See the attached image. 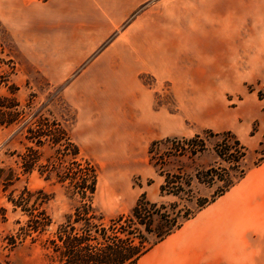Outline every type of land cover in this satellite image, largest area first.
Masks as SVG:
<instances>
[{"label":"rangeland","instance_id":"rangeland-1","mask_svg":"<svg viewBox=\"0 0 264 264\" xmlns=\"http://www.w3.org/2000/svg\"><path fill=\"white\" fill-rule=\"evenodd\" d=\"M47 1L0 0V94L13 92L31 113L63 116L79 158L97 170L91 203L103 222L129 214L143 193L151 202L192 208L160 196L163 179L149 147L200 135L204 154L165 167L190 174L215 162L208 132H230L246 148L244 177L140 264H264V0H148L117 27L95 31L69 18L58 28L39 20ZM17 131L0 128V168H16L24 150ZM23 187L44 196L51 224L10 247L5 238L28 216L13 212L7 198ZM192 189L196 198L214 191L195 182ZM69 192L36 171L5 192L0 185L2 264H48L44 240L79 201Z\"/></svg>","mask_w":264,"mask_h":264},{"label":"trees","instance_id":"trees-1","mask_svg":"<svg viewBox=\"0 0 264 264\" xmlns=\"http://www.w3.org/2000/svg\"><path fill=\"white\" fill-rule=\"evenodd\" d=\"M5 80L0 76V84ZM30 103V102H29ZM61 121L51 113H31L10 92L0 94V128L17 127L23 152L16 155V168H0V185L5 192L21 177L36 171L45 178L54 177L58 183L67 184L70 198H78L72 212L64 216L52 236L45 239L43 249L48 264H138L154 246L179 230L184 222L234 187L245 175L242 162L246 148L230 132L213 134L215 162L205 168H195L186 173L182 167L166 170L170 159L180 162L195 158L207 151L206 141L200 135L190 138H171L151 143L148 154L151 165L158 168L163 182L160 196H171L178 202L168 206L151 202L141 194L129 214L120 215L107 224L92 206L97 184V170L89 161L79 158L78 147ZM164 146L163 152L159 146ZM47 150L48 153H44ZM207 189L214 188L210 197L196 198L192 184ZM35 195L26 187L10 191L7 202L12 211L19 209L28 216L15 236L5 238L7 245L15 247L32 234L41 235L51 224L50 217L42 209L44 196ZM4 211V210H2ZM18 223V222H17ZM0 264H2L0 262ZM9 264V263H6Z\"/></svg>","mask_w":264,"mask_h":264},{"label":"crops","instance_id":"crops-1","mask_svg":"<svg viewBox=\"0 0 264 264\" xmlns=\"http://www.w3.org/2000/svg\"><path fill=\"white\" fill-rule=\"evenodd\" d=\"M146 1L148 0H49L45 4V12L42 8L38 11V19L53 21L55 28L66 23V19L69 18L74 26L77 25V28L80 24L85 23L84 28H92L90 29L92 31L94 28L108 30V28L117 27L120 17L127 16ZM201 33L204 37L209 38V31L204 30ZM205 60L207 62L210 59L206 58ZM160 243L144 255L138 264Z\"/></svg>","mask_w":264,"mask_h":264}]
</instances>
